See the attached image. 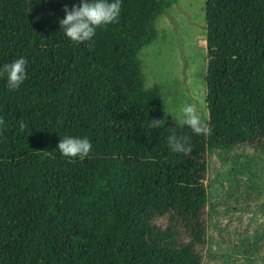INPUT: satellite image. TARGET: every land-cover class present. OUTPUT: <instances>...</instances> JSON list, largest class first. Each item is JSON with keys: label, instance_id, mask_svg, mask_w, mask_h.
<instances>
[{"label": "trees", "instance_id": "16d2710c", "mask_svg": "<svg viewBox=\"0 0 264 264\" xmlns=\"http://www.w3.org/2000/svg\"><path fill=\"white\" fill-rule=\"evenodd\" d=\"M79 2L0 0V68L28 60L19 89L0 76V264H200L206 154L264 148V0H205L207 135L148 127L164 101L137 54L177 0H122L87 43L59 24ZM64 136L90 156L64 157Z\"/></svg>", "mask_w": 264, "mask_h": 264}, {"label": "rangeland", "instance_id": "374dc122", "mask_svg": "<svg viewBox=\"0 0 264 264\" xmlns=\"http://www.w3.org/2000/svg\"><path fill=\"white\" fill-rule=\"evenodd\" d=\"M204 4H171L156 19L155 39L137 56L145 86L160 88L164 113L187 101L206 122ZM205 161L206 242L200 264H264V148L246 143L217 148Z\"/></svg>", "mask_w": 264, "mask_h": 264}, {"label": "clouds", "instance_id": "9594fccd", "mask_svg": "<svg viewBox=\"0 0 264 264\" xmlns=\"http://www.w3.org/2000/svg\"><path fill=\"white\" fill-rule=\"evenodd\" d=\"M121 6L122 0H80L79 3L73 4L72 7L65 5L63 9L65 16L59 19L61 30L73 42H90L93 40L98 28L119 22ZM93 46V44L89 45V47ZM27 65L28 60L20 57L0 68V76L6 75L7 77L9 90L19 89L25 82ZM169 116H171L177 126L181 128L188 127L195 135H207L210 133V128L197 105L187 101L183 102L178 109L171 112L165 111L163 118L151 119L148 127H164L168 122ZM4 124V119L0 118V125ZM26 127L27 125L23 120L19 121L20 132H23ZM168 144L172 151L183 150L181 138L175 135L168 137ZM57 149L64 157H79L83 160L90 156L92 143L87 137L64 136L61 137Z\"/></svg>", "mask_w": 264, "mask_h": 264}]
</instances>
